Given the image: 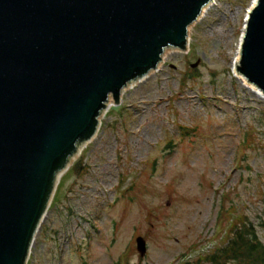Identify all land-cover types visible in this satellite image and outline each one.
<instances>
[{
	"label": "rangeland",
	"instance_id": "374dc122",
	"mask_svg": "<svg viewBox=\"0 0 264 264\" xmlns=\"http://www.w3.org/2000/svg\"><path fill=\"white\" fill-rule=\"evenodd\" d=\"M252 2L216 0L185 52L109 105L59 178L27 264H209L220 219L237 214L264 245V101L233 71Z\"/></svg>",
	"mask_w": 264,
	"mask_h": 264
},
{
	"label": "water",
	"instance_id": "95a60500",
	"mask_svg": "<svg viewBox=\"0 0 264 264\" xmlns=\"http://www.w3.org/2000/svg\"><path fill=\"white\" fill-rule=\"evenodd\" d=\"M213 2L0 0V264H27L59 175L108 105L166 51L185 52ZM236 70L264 95V0L247 12Z\"/></svg>",
	"mask_w": 264,
	"mask_h": 264
},
{
	"label": "trees",
	"instance_id": "16d2710c",
	"mask_svg": "<svg viewBox=\"0 0 264 264\" xmlns=\"http://www.w3.org/2000/svg\"><path fill=\"white\" fill-rule=\"evenodd\" d=\"M187 78H194V74H185ZM184 81V80H183ZM244 141H241L243 143ZM83 157L78 158L70 168L76 174H80L82 168ZM227 214V212H226ZM225 217V211L221 214ZM228 226L223 236L222 246L216 248L204 260L209 264H264V245L258 239L257 230L243 215H235L230 221L220 219ZM200 263L202 262L199 260Z\"/></svg>",
	"mask_w": 264,
	"mask_h": 264
},
{
	"label": "bare ground",
	"instance_id": "6f19581e",
	"mask_svg": "<svg viewBox=\"0 0 264 264\" xmlns=\"http://www.w3.org/2000/svg\"><path fill=\"white\" fill-rule=\"evenodd\" d=\"M216 1V0H215ZM256 2V0H253V2H252V6H253V4ZM215 5V2H213V3H210V4H208L207 5V7H206V10L204 11V13L202 14V16L199 18V20L200 19H202V17L210 10V8L211 7H213ZM252 6H251V8H252ZM251 8H250V10H251ZM249 10V11H250ZM196 23V22H195ZM194 23V24H195ZM245 24V23H244ZM193 25V24H192ZM191 25V26H192ZM187 49V48H186ZM172 51H174V50H169V51H166L164 54H163V56H162V59H161V62L159 63V65L157 66V68H156V70H154L153 72H157L159 69H160V67L164 64V62H165V59H166V57H167V55L169 54V52H172ZM175 52V51H174ZM179 53V52H178ZM238 58H239V51H238V53H237V58L235 59V61H236V63H237V60H238ZM233 64H235V63H233ZM235 69H233V71H234V77L235 78H238L237 80H239L240 82H242V84H243V86H245V88H247L248 90H250L254 95H256L257 97H259V98H261V100H263L264 101V95L259 91V90H257L254 86H252V85H250V84H248L246 81H245V79L237 72V70H236V64H235ZM153 72H151V73H153ZM145 79H141V80H139V81H136L135 83H132V84H130V85H128L126 88H124L123 90H122V92H121V96H122V94H123V92L126 90V89H129L130 87H133V86H135L136 84H138V83H140V82H142V81H144ZM108 107H109V105H108ZM96 136H94V138H95ZM93 138V139H94ZM84 146H85V144L83 145V147H82V149L74 156V158L70 161V163L73 161V160H75L77 157H78V155H80V153L81 152H83V148H84ZM63 174H60L59 175V178L62 176Z\"/></svg>",
	"mask_w": 264,
	"mask_h": 264
},
{
	"label": "flooded vegetation",
	"instance_id": "af4514ba",
	"mask_svg": "<svg viewBox=\"0 0 264 264\" xmlns=\"http://www.w3.org/2000/svg\"><path fill=\"white\" fill-rule=\"evenodd\" d=\"M122 264H123V257H122Z\"/></svg>",
	"mask_w": 264,
	"mask_h": 264
}]
</instances>
